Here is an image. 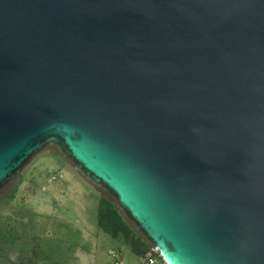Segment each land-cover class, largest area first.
Segmentation results:
<instances>
[{
  "label": "water",
  "instance_id": "water-1",
  "mask_svg": "<svg viewBox=\"0 0 264 264\" xmlns=\"http://www.w3.org/2000/svg\"><path fill=\"white\" fill-rule=\"evenodd\" d=\"M49 143L165 264H264V0H0V187Z\"/></svg>",
  "mask_w": 264,
  "mask_h": 264
},
{
  "label": "rangeland",
  "instance_id": "rangeland-1",
  "mask_svg": "<svg viewBox=\"0 0 264 264\" xmlns=\"http://www.w3.org/2000/svg\"><path fill=\"white\" fill-rule=\"evenodd\" d=\"M107 193L47 144L0 187V264H142L97 223Z\"/></svg>",
  "mask_w": 264,
  "mask_h": 264
},
{
  "label": "trees",
  "instance_id": "trees-1",
  "mask_svg": "<svg viewBox=\"0 0 264 264\" xmlns=\"http://www.w3.org/2000/svg\"><path fill=\"white\" fill-rule=\"evenodd\" d=\"M97 223L111 237L122 238L123 242L130 247L133 254L138 258L153 252L165 264L161 256L153 250V245L138 230L136 225L123 214L116 199L109 192L102 194L99 198Z\"/></svg>",
  "mask_w": 264,
  "mask_h": 264
},
{
  "label": "built area",
  "instance_id": "built-area-1",
  "mask_svg": "<svg viewBox=\"0 0 264 264\" xmlns=\"http://www.w3.org/2000/svg\"><path fill=\"white\" fill-rule=\"evenodd\" d=\"M115 256L118 257L119 255L115 253ZM142 264H163L160 257L153 253L149 252L146 256L140 258Z\"/></svg>",
  "mask_w": 264,
  "mask_h": 264
},
{
  "label": "crops",
  "instance_id": "crops-1",
  "mask_svg": "<svg viewBox=\"0 0 264 264\" xmlns=\"http://www.w3.org/2000/svg\"><path fill=\"white\" fill-rule=\"evenodd\" d=\"M122 250H118L117 252H115V253H117L119 256L120 255H122V252H121Z\"/></svg>",
  "mask_w": 264,
  "mask_h": 264
}]
</instances>
